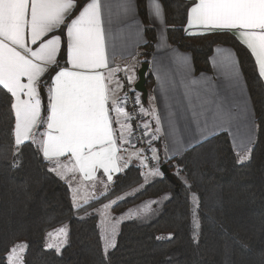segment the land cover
I'll return each instance as SVG.
<instances>
[{
    "label": "trees",
    "instance_id": "16d2710c",
    "mask_svg": "<svg viewBox=\"0 0 264 264\" xmlns=\"http://www.w3.org/2000/svg\"><path fill=\"white\" fill-rule=\"evenodd\" d=\"M159 2L169 46L191 54L195 74L210 72L209 58L215 47H230L235 52L254 111L256 132L251 159L237 162V152L226 133L170 159L164 155L162 140L154 138L157 165L159 169L167 167L170 179L160 172L159 177L145 183L139 167H128L115 177L105 195L75 210L68 185L48 171V163L35 144L24 143L16 153L11 97L0 88V264H5L8 250L17 243L27 245L24 264H264V84L255 61L229 32L187 35L185 26L192 2ZM146 3L136 0L146 37L136 60L149 70L156 32L147 19ZM62 31L63 26L58 34ZM65 61L66 37L58 56L59 66ZM148 70V101L141 100V108L151 104L154 81ZM50 75H54L52 69L42 80L50 83ZM131 94L137 93L131 90ZM47 95L44 88L45 108ZM38 129L42 131L44 126ZM121 195L126 196L112 213L150 203L151 212L124 222L116 247L106 257L98 217L88 214L77 218L76 213H88ZM63 225L68 226L66 246L60 253L47 249V233ZM170 234L172 238L168 239Z\"/></svg>",
    "mask_w": 264,
    "mask_h": 264
},
{
    "label": "snow or ice",
    "instance_id": "6c2138e0",
    "mask_svg": "<svg viewBox=\"0 0 264 264\" xmlns=\"http://www.w3.org/2000/svg\"><path fill=\"white\" fill-rule=\"evenodd\" d=\"M116 7L122 17L134 18L130 0H123ZM151 12L156 19L162 20L159 0H152ZM112 17V5L105 0H84L83 3L81 0H0V88L11 97L16 153L21 145L31 141L48 163V171L64 180L69 174L75 178L78 173L82 181H94L97 171L102 169L111 183L113 173L121 171L123 157L118 155L121 151L118 141L130 143L126 135L130 133V125L126 121L132 117L122 106L126 100L118 102L116 98V91L122 85L116 81V88H110L119 70L109 67L107 44ZM62 26L63 31L56 34ZM194 27L201 29L202 34L235 33L255 58L259 77L264 78V0H197L188 13V28ZM64 37L67 67H60L57 57ZM218 51L221 52L219 65L226 70L233 90L242 96L237 62L230 52ZM177 62L185 63L183 58H178ZM50 69L54 75L49 76V83L42 77ZM207 87L201 85L194 97L192 90L186 92L191 118L183 138L177 137L175 114L169 112L168 124L175 151L179 153L193 142L206 139L210 130L228 129L232 131L238 149L237 162L249 161L254 125L247 100H241L235 106L230 101L210 104L201 95V91L207 94ZM44 88L48 93L46 108L42 101ZM170 88L165 77L162 90L167 93ZM234 107L239 111H234ZM42 113H45L43 118ZM141 113L155 118V131L160 133L161 118L156 110L153 108L149 113L141 108ZM114 123L119 125L118 129L113 127ZM41 125L44 131L38 134L36 129ZM132 155L139 157V153ZM64 157L67 162L61 159ZM156 158L154 153L153 159ZM17 165L18 161H15L14 166ZM147 175L156 176L160 172L150 170ZM79 191V188H72L74 207L80 206L81 199L87 203V198L78 195ZM193 201L198 203L195 196ZM109 208L111 203L105 204L102 213L105 216L102 240L106 257L109 250L116 247L119 223L108 222ZM150 208V204L145 205L139 211L130 210L128 215L146 213ZM194 226L199 228L195 217ZM47 235L55 242H48L46 247L55 248L59 253L67 242V227ZM171 238L170 234L168 239ZM26 248V244H14L8 250L5 264H24Z\"/></svg>",
    "mask_w": 264,
    "mask_h": 264
},
{
    "label": "crops",
    "instance_id": "0c3cea01",
    "mask_svg": "<svg viewBox=\"0 0 264 264\" xmlns=\"http://www.w3.org/2000/svg\"><path fill=\"white\" fill-rule=\"evenodd\" d=\"M187 1L192 2V6H194V4L197 2V0H187ZM105 2L111 4L113 9L111 34L108 38V44H107L109 67L119 69L115 73V78L113 83L110 85V88L113 89L116 88V83H115L116 81H119V83L122 85V88L116 91V98L119 102L125 100L126 97L129 94H131V90H134V85L138 80L137 73L140 69V66L136 60V54L138 48H140L146 43V37L142 22L140 20L137 11L136 0H130L131 4L134 7V18H125L119 14V10L117 9L116 6L119 3L123 2V0H105ZM151 4H152V0H147L146 3L147 19L156 32L155 48L151 57L149 70H148V72L151 74L153 78L154 85L150 96L151 104L148 108H143V109L148 111L149 113H151V110L153 108L156 110L157 115H159L161 118V123H160L161 132L157 133L155 131V128L157 126L155 118L151 114L149 115L143 114L144 124L148 125V127L146 128V133L148 137L152 140V142L154 140L153 137L160 138L162 140L164 155L169 159L181 155L183 152L221 133H226L228 135L232 148L238 153V149L236 148L233 141L232 131H229L228 129L210 130L206 139H201L193 142L191 146L187 147L186 150L181 151L179 153L175 151L173 138L170 135L168 115L169 112L175 114L176 135L177 137L183 138L185 136L186 131L188 130V125L191 118L189 97L186 96L187 91L192 90V95L194 97L196 91L201 89V85H207L208 86L207 94L204 95V92L201 91V95L203 99L209 101L210 104L211 102L227 103L230 101L232 102V105L235 106V104L239 103L241 100L246 99L247 108L251 113V120L254 125L253 142L255 140V132H256L254 111H253L250 95L240 68L238 58L235 52L233 51V49L225 46L215 47L209 58L210 72L195 74L191 54L182 52L177 48L170 47L168 44L163 8H162V20L156 19L152 15ZM137 29L139 31H137ZM58 31L56 32V34H58ZM224 32H228V31H224ZM185 33L189 36L202 35L201 29L195 27L188 28V18H187V24L185 26ZM229 33H231L237 39L235 33L233 32H229ZM237 40L239 41V39ZM243 46L246 48L245 45ZM218 50H222L224 53L230 52L233 59L237 62V69L240 73L241 85L243 86L242 96L238 91L233 90L231 86V82L226 74V70L219 65L218 58L221 55V52ZM249 53L251 54L250 51ZM178 58H183L185 63L184 64L178 63L177 62ZM253 59L255 61L254 57ZM62 67H67L66 61H65V65ZM129 77H131V80H129ZM165 77L167 78L169 85H171L170 91L167 93H165L162 90V84ZM261 80L263 81L264 84V78H261ZM193 81H196L197 83L193 84L192 83ZM42 101H43V91H42ZM122 106L125 108L124 103ZM234 111H239V110L234 107ZM111 114L113 115V117H115L114 112ZM126 122L130 125V133H126L130 143L120 144L118 141V145L121 148V151L118 153V155L123 157V159L120 161L121 171L118 173H113V180L111 183L107 181V176L103 173L102 169L97 171L96 179L94 181H88V180L82 181L78 173L75 175V178H73L72 174H69L67 178V181L69 180L68 184L70 183L74 185V187L79 188L80 195L81 194L86 195L87 193L90 192V193H95V197L96 195H99L98 197H100L106 193L108 188L113 183L115 177L121 172H123L125 169H127L128 167L134 166V167H139L140 169H148L147 162L145 160L142 151L132 141L133 124L130 123L129 121ZM113 127L118 129L119 125L114 123ZM193 127L195 126L193 125ZM43 131L44 130L39 131V129H36V132L38 134ZM117 135H119V133H117ZM27 142L29 141H26L25 143ZM134 153H139V157H137L136 155H132ZM154 153L155 151L153 150V154ZM130 155L132 156L131 159H129ZM140 158L141 160H143L144 166L142 165ZM61 159L67 162L66 157ZM156 164H157V158L154 159L153 170H155ZM148 170L150 171V169Z\"/></svg>",
    "mask_w": 264,
    "mask_h": 264
},
{
    "label": "rangeland",
    "instance_id": "374dc122",
    "mask_svg": "<svg viewBox=\"0 0 264 264\" xmlns=\"http://www.w3.org/2000/svg\"><path fill=\"white\" fill-rule=\"evenodd\" d=\"M140 160H141V158H140ZM141 163H142V165L144 166V163H143V160H141ZM149 169V168H148ZM148 169H141V171H142V173H143V178H144V182L146 183V182H149L150 180H152L153 178H156V177H159L160 175H156V176H148L147 175V173L149 172V170ZM154 168H152V169H150V170H153ZM155 170H159V172H161L160 171V169H159V167H158V165L156 164V166H155ZM54 173V172H53ZM55 174V173H54ZM147 176V179L145 178ZM59 177V176H58ZM60 178V177H59ZM61 179V178H60ZM62 181H64L66 184H68V181L67 180H64V179H61ZM70 185V183L68 184V186ZM69 188H70V192H71V200H72V206H73V199H72V188H76V187H74V185H72L71 184V187L69 186ZM110 188V187H109ZM109 188H108V190L106 191V193L109 191ZM133 190H135V192L137 191L136 189H133ZM105 192V191H104ZM105 193V194H106ZM105 194H103V195H105ZM78 195L79 196H81V197H85V198H87V203H85L84 202V199H81L80 201H79V207H74L73 206V208L75 209V210H79L81 207H83L84 205H86V204H88V203H90L91 201H93V200H96V199H98V198H100V197H102V196H100V197H98L99 195H96V197H95V193H87L86 195L85 194H79L78 193ZM126 195H121V196H119V197H114V198H112V199H110V200H108V201H106V202H104V203H102V204H100V205H97L95 208H93L92 210H90V212H88V213H83V214H81L79 211L76 213V217L77 218H83V217H85V216H87L88 214H95L97 217H98V223H97V225H98V228H99V231H100V235H101V240H102V234H103V231H104V227H105V216L102 214L103 212H104V209H103V206L105 205V204H109V203H111V208H109L108 210H107V217H108V222L109 223H111V224H117V221H119V223L117 224V234H118V232H119V229H120V226L124 223V222H126V221H128V220H131V219H136V218H144V217H146L150 212H151V208H150V210L149 211H147L146 213H144V212H142L141 214H139V215H136V216H131V217H129V212H130V210H137V211H139L140 209H142L145 205H149V204H145V205H141V206H138V207H134V208H131V209H129V210H127V211H125V212H122V213H119V214H115V213H112V208L117 204V203H119L124 197H125ZM115 202V203H112V202ZM163 201H164V199H161V200H159V202L160 203H163ZM150 205H152L151 203H150ZM67 227V230H68V226L67 225H63V226H60V227H58V228H56V229H53V230H51L50 232H53V233H55L56 232V230L57 229H59V228H61V227ZM48 234V233H47ZM116 237H117V235H116ZM48 242H55V240H54V238H50V237H48V235H46V238H45V246H46V244L48 243ZM18 244V243H17ZM19 244H23V243H19ZM66 244H67V242L61 247V250H60V252L63 250V248L66 246ZM102 246H103V240H102ZM47 248V247H46ZM48 249V248H47ZM49 250H54L55 252H57L56 251V249L55 248H52V249H49ZM111 250V249H110ZM109 250V251H110ZM59 252V253H60ZM104 252V251H103Z\"/></svg>",
    "mask_w": 264,
    "mask_h": 264
},
{
    "label": "built area",
    "instance_id": "2783aa9c",
    "mask_svg": "<svg viewBox=\"0 0 264 264\" xmlns=\"http://www.w3.org/2000/svg\"><path fill=\"white\" fill-rule=\"evenodd\" d=\"M137 99L139 103L136 102ZM125 100V110L132 117V119L129 120V122L133 124L132 141L142 151L148 168L152 169L154 166L152 140L145 134L146 128L140 106L141 97L138 94H129Z\"/></svg>",
    "mask_w": 264,
    "mask_h": 264
},
{
    "label": "water",
    "instance_id": "95a60500",
    "mask_svg": "<svg viewBox=\"0 0 264 264\" xmlns=\"http://www.w3.org/2000/svg\"><path fill=\"white\" fill-rule=\"evenodd\" d=\"M148 70L147 65H142L137 73L138 80L136 84L134 85V91L141 97L142 102L147 103L148 101V92L145 87V77H146V72ZM161 173L167 177L171 178L170 173L167 170V167L163 165L160 168Z\"/></svg>",
    "mask_w": 264,
    "mask_h": 264
}]
</instances>
